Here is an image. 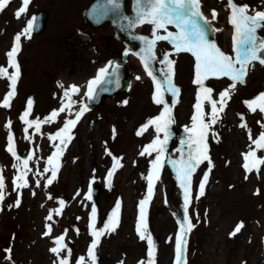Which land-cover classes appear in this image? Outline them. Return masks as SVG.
<instances>
[{
	"label": "rangeland",
	"instance_id": "374dc122",
	"mask_svg": "<svg viewBox=\"0 0 264 264\" xmlns=\"http://www.w3.org/2000/svg\"><path fill=\"white\" fill-rule=\"evenodd\" d=\"M61 1L64 0H31L27 13L20 19H16L14 13L21 6V0H11L0 12V66L5 67L6 53L11 49L15 35L22 32L37 9L43 8L48 13L41 33H31L30 39L21 37V50L17 55L20 78L16 95L10 108L0 107V169L6 185L5 200L0 202V264H54L57 257L50 249L56 246L53 241L60 235H64L63 243L71 250L70 254L67 250L61 252V257L67 256L69 264H76L78 258L84 257L86 264H91L88 247L93 237L88 223L92 205L97 208L95 227L100 229L105 224L104 214L118 199L121 202L118 226L115 231L99 238V246L95 250L96 264L146 262L147 241L140 240L135 226L139 201L148 192L145 177L156 153L141 156L140 152L157 134L154 126L140 136L136 133L164 108L163 104L153 102L156 90L153 79L136 81L129 85L130 93L124 91L112 97L104 96L100 104L87 109L73 129L74 138L60 158L57 178L47 188L44 187L51 172L43 173V169L48 156L55 151L53 145L59 143L58 140L50 141L48 136L62 127L65 119H74V113L85 102L87 79L94 75L106 57L112 55L106 50L104 38L110 29L104 25L90 30L84 22L83 10L90 0ZM243 4L250 7L253 4V8L264 10V0H246ZM257 34L264 38V29ZM42 53H45L44 58H41ZM225 53L231 54L229 50ZM128 66L133 83L134 74L140 73L139 64L132 57ZM180 69L173 76V83L180 89L173 111V124L177 131L182 126L191 127L195 111L191 71L187 68L183 74ZM11 71L9 68V73ZM73 81L79 85L80 93L76 96L72 114L61 113L56 123L41 124L38 133L35 127L25 133L26 125L19 117L26 110L28 99L33 100L28 119L43 121L61 106L64 88L58 87V82L66 87ZM224 84L222 80L215 79L209 82L214 90L213 99L218 100L216 91ZM263 85L264 66H257L246 85L240 88V94L236 91L238 88L232 93L227 111L221 113L218 123L212 126L211 132L216 136L210 133L207 138L212 168L204 195L199 199L196 196L199 182L208 171L207 161L199 165L192 177L188 215L195 227L187 235L186 264H264V165L260 166L259 172L248 173V179H245L242 153L249 151L251 141L248 130L239 127L242 115L253 139L262 131L257 121L264 122V115L259 111L249 112L243 102L251 100L247 99L249 95L261 93ZM8 91L7 79L0 78V102ZM125 100L127 104L123 103ZM204 109L205 113L211 112L207 103ZM9 121L16 151H24L27 157L29 153L33 155L28 164L31 171L26 177L29 187L18 192L13 191L12 179L17 168L12 165L17 164L20 171H23V166L6 151L9 129L5 124ZM26 135L30 139H25ZM162 137L163 132L159 134L161 140ZM182 153L186 159L188 146L179 145L177 139H173L166 155H163V166L159 169V178L147 205L148 233L158 237L154 264H174L175 236L185 210L183 190L170 161L179 160ZM257 155L264 157V150L258 151ZM113 157L118 158L123 167L116 169L109 186L106 178L113 167ZM37 180H40L39 187L36 186ZM90 182L99 190L91 199H85ZM173 189L178 198L173 196ZM258 190L259 194H254ZM18 193L20 206L9 207L14 204ZM61 199L65 205L61 214L56 215ZM50 211L52 220L47 221ZM239 222L244 226L235 236H230ZM46 223L51 225L49 236L43 235ZM9 248L11 252L6 253ZM8 255L10 260L6 258Z\"/></svg>",
	"mask_w": 264,
	"mask_h": 264
},
{
	"label": "snow or ice",
	"instance_id": "6c2138e0",
	"mask_svg": "<svg viewBox=\"0 0 264 264\" xmlns=\"http://www.w3.org/2000/svg\"><path fill=\"white\" fill-rule=\"evenodd\" d=\"M31 0H21V6L15 11L14 15L16 19H20L28 11ZM11 0H0V12H2L9 4ZM107 3L111 5V10L116 11L120 8L119 0H107ZM136 19L129 22V26L149 24L152 26L151 39L148 37H136V39L144 42L145 47L142 49L144 55L141 56V62L144 64L145 71L149 76L153 78V83L156 85V90L153 94V102L160 105L163 104V111L160 112L155 118L149 119L141 128L137 131L136 135L140 136L144 132L148 131L150 127L154 126L157 134L156 138L152 142L146 145L140 152L141 156L152 155L156 153L155 159L150 162V168L148 175L145 179L148 181V192L144 199L139 201V215L136 221V233L140 240L147 241V261H140L138 264H154L156 246L150 233H148L147 224V205L153 195L155 181L159 178V169L163 166V153L165 145L169 139L168 128L173 123L172 110L167 103H165L161 94V84L157 82L152 71L149 70V62L155 60L154 55L155 46L158 41H166L172 45L173 52H165L163 59L159 63L166 65L167 71L163 73L164 85L166 90L171 94L173 99V105L177 102L175 97L179 95L180 89L172 82L174 75L175 61L169 59L170 55L179 53H190L194 58V79L193 84L197 86L196 103L194 105V114L191 117L192 123L190 128H185L186 132H189V138L187 141L188 154L187 158H184V154H181L179 160L170 161L173 167L176 169L177 179L180 187L183 190L184 195V210L185 214L183 221L180 223L179 231L175 236V260L174 264H186L185 253L187 250V235L193 230L195 225L192 223L188 215V208L192 197V177L196 172L199 165L205 161L208 163V171H205L202 179L199 182V191L196 199L204 195L205 186L208 182L209 172L212 168V161L208 155L207 138L209 134L213 137L216 136L215 132H211L212 126L217 124L220 119V114L225 111L227 102L231 99L232 93L237 88V85L245 84L246 77L250 69L254 68L255 63H259L264 66V38L258 36V31L264 29V10L257 8H250L247 4L237 3L236 0H227V9L229 10L228 23L233 28L232 35V52L234 56L226 54L216 44L214 40L209 39V35L215 31H222V29H213L211 27L212 21L216 20L218 13L215 9L211 10V20L207 19L201 11V0H135ZM35 17L28 19L26 27L21 33L15 35L11 49L6 53L7 66H0V78L7 79L9 91L4 95L0 107L10 108L11 101L16 95V85L20 78V66L17 61V55L21 50V37L31 38V33L35 30ZM171 25L175 28V31H169L168 26ZM161 31L164 34H161ZM124 55H128L127 51ZM9 68L12 69L9 73ZM108 68H101L98 70L94 79L89 80L87 84V91L85 95L89 100L95 98L96 86L104 84L105 76L107 75ZM210 78L221 79L227 78L231 83L229 86L219 92V99L212 98L213 89L210 86L205 85V81ZM140 79V77H137ZM58 87L64 88L63 99L59 109L53 110L49 116L45 117L43 121L39 119L29 120L28 116L31 114L33 100L31 98L27 101V108L21 114L19 119L26 125L24 131L27 133L29 128L35 127L36 132L40 131L41 124L56 123L57 118L61 113L72 114V108L74 101L73 95L80 92V88L77 85H69L67 88L62 83L58 82ZM66 101V102H65ZM127 104L128 101H123ZM205 103L210 105L211 112L205 113ZM249 112L264 115V92L259 93L251 100L243 102ZM87 107L81 104L79 111L74 113V119H65L63 126L60 127L54 134L49 135L50 141H59L53 145L55 151L48 156L46 166L43 169V173L51 172V176L46 178L44 187L47 188L57 178L58 171L61 167L60 158L63 155L64 150L67 148L68 143L74 138L72 135L73 129L76 127ZM207 118V119H206ZM241 124L239 127L248 130L249 151L242 153L244 163L242 167L245 170V179H248V173L253 171L259 172L260 166L264 165V157H258L257 153L260 150H264V122L257 121L262 131L257 135L255 139L252 137V132L248 129L247 123L244 122V117L241 115ZM5 128L9 129L8 132V144L6 151L11 154L17 161H20V157L17 155L14 137L11 132V122L5 124ZM115 128L113 134L115 135ZM163 132L164 139L159 138V134ZM25 139H30L27 135ZM254 146V147H253ZM108 155H112L110 152ZM33 159L32 153H29L28 157L23 161H20L23 166V171H20L17 164H13V168H17V175L12 179L13 191L19 189H25L29 187L28 180L26 179L29 171L28 162ZM118 167H123L120 164L119 159L113 157V167L107 173V182L111 185V179ZM0 169V202L5 200V178ZM37 175H42L38 173ZM36 186H40V180L36 181ZM92 186L89 184L88 195L85 199H91ZM259 194V190L254 193ZM33 195L35 193L33 192ZM79 195V192L77 193ZM51 199V197H49ZM19 193L14 204L9 207L20 206ZM60 208L55 210L56 215H60L65 205L64 200L58 201ZM121 202L118 199L115 207L112 209L111 215L108 217V221L104 224L103 228L96 229L95 219L97 215V208L95 204L92 205L91 213L89 215L88 228L90 235L93 237L91 244L88 247V260L91 264H96V252L95 250L99 246V238L106 234L115 231L119 223V211ZM47 221L52 220V212L46 217ZM243 222H239L230 236H235L240 232L243 227ZM46 231L43 233L45 236L51 235V225L45 224ZM78 233V229L76 230ZM66 234V233H65ZM64 235L56 237L53 243L56 245L52 247L50 251L57 257V261L54 264H69L67 256L61 257V252L67 250L70 254L71 250L67 249V245L63 243ZM6 253H10L11 249L5 250ZM7 259H11L10 255L6 256ZM76 264H86L85 258L80 257L76 260ZM123 264V261H121Z\"/></svg>",
	"mask_w": 264,
	"mask_h": 264
},
{
	"label": "water",
	"instance_id": "95a60500",
	"mask_svg": "<svg viewBox=\"0 0 264 264\" xmlns=\"http://www.w3.org/2000/svg\"><path fill=\"white\" fill-rule=\"evenodd\" d=\"M119 3L120 8L116 11H112L111 5L107 3V0H93L85 11V19L92 27L99 26L103 23L110 24L115 31V35L125 41L128 39H136V37H138L134 33V27L136 25L129 26V22L136 19L135 0H132V12L129 11V0H119ZM46 19V12L39 11L34 22L36 32L43 30ZM137 54L144 55V53ZM107 68L108 72L105 76L106 82L102 85L96 86L95 98L92 100L87 99L86 107L97 104L103 94H112L124 86L125 80L122 67L118 63L112 61L108 64ZM189 135V132L184 131L181 134V143L182 141H187Z\"/></svg>",
	"mask_w": 264,
	"mask_h": 264
},
{
	"label": "flooded vegetation",
	"instance_id": "af4514ba",
	"mask_svg": "<svg viewBox=\"0 0 264 264\" xmlns=\"http://www.w3.org/2000/svg\"><path fill=\"white\" fill-rule=\"evenodd\" d=\"M225 2H227V0H201L202 9L204 8V10L211 9V8H214V7H223L224 8V3ZM204 13H205V11H204ZM151 30H152V26L149 25V24H144L141 27V31H143L142 33L147 34L150 37H151ZM168 30L175 31V28L172 27V29H170V26H168ZM161 34H164V33L161 31ZM106 36H108V38L106 37V47H109V51L110 52L117 51V47H118L117 45L121 44V43L119 41L115 40L109 34H106ZM215 40H216V34H215ZM157 43H159V45L155 46V48H156V58H158L157 59V61H158L157 65L161 69H163V65L161 63H159V61L163 59V55H164L165 52L172 53L174 50L172 48V45L169 44L166 41H158ZM189 55H190V53H184V57L186 59L190 58Z\"/></svg>",
	"mask_w": 264,
	"mask_h": 264
},
{
	"label": "bare ground",
	"instance_id": "6f19581e",
	"mask_svg": "<svg viewBox=\"0 0 264 264\" xmlns=\"http://www.w3.org/2000/svg\"><path fill=\"white\" fill-rule=\"evenodd\" d=\"M72 0H64V1H61L60 3H70ZM45 57V53H42L41 54V58H44ZM43 60V59H42ZM184 60H182L181 61V63H182V65H181V71H182V73L183 74H185L186 73V66H185V63L183 62ZM141 106H142V104H141ZM232 160H234V157L232 156V158H231ZM166 183V182H165ZM173 191V192H172ZM171 192H172V194H173V196H175V198H178V194L174 191V189L172 190ZM128 198V197H127ZM131 203L130 202H128V205H130ZM106 246H110V244H106Z\"/></svg>",
	"mask_w": 264,
	"mask_h": 264
}]
</instances>
